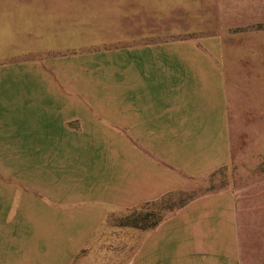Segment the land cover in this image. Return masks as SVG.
Listing matches in <instances>:
<instances>
[{"label":"rangeland","instance_id":"rangeland-1","mask_svg":"<svg viewBox=\"0 0 264 264\" xmlns=\"http://www.w3.org/2000/svg\"><path fill=\"white\" fill-rule=\"evenodd\" d=\"M44 2L43 9L42 0H0V264H60L59 255L67 264H148L144 226L216 189L236 196L239 264H264V18H246L222 36L223 77L202 73L186 88L185 108L215 130L167 132L171 160L152 157L170 165L171 186L145 199L133 194L139 132L115 120L124 109L115 98L121 83L95 58L147 45L145 59L158 62L150 91L161 108L167 94L176 105L182 84H166L161 62L199 56L160 43L196 36L116 34L86 27L101 20L92 4ZM196 134L221 154L224 163L211 172L192 161L202 155Z\"/></svg>","mask_w":264,"mask_h":264},{"label":"crops","instance_id":"crops-1","mask_svg":"<svg viewBox=\"0 0 264 264\" xmlns=\"http://www.w3.org/2000/svg\"><path fill=\"white\" fill-rule=\"evenodd\" d=\"M83 2L92 4L101 11L100 17L95 18L101 19L100 22L94 26L86 20V27L115 28L116 34L196 36L185 41L178 39L179 41L160 43L178 53L183 50L187 52L188 49L195 51L193 56H199L188 58L185 57L187 54H184L182 58L161 62L162 68H166L162 71L166 84L171 85L173 82L182 84L179 95L176 96L181 98L176 105L173 104L172 95L167 94L164 107L161 108L157 99L155 100L154 93L150 91L151 87L156 88L158 71L155 67L158 66V62L145 59L146 56L140 48L147 45L133 46L127 50L122 48L123 53L117 52L118 57L114 59L120 60L117 61V67L113 59L95 58L103 75L110 76L111 72H114L117 82L121 83L116 86L115 98L122 99L124 109L117 111L115 120L121 125H128V129L139 132L138 143L141 148L133 153V194L143 195L146 199L171 186L170 165L158 163V160L152 157L156 154L164 162L169 163L171 160L172 144L167 132L171 135V131L210 133L215 130L212 124L202 126L199 123L202 118L199 117L201 112L196 111L197 109L185 108L188 102L183 103V100L189 98V93L187 94L185 90L195 86L191 81L202 73L216 76L217 79L224 76L226 71L221 68L223 64L217 60L219 52L224 50L222 36L234 34L237 27H244L246 18L262 20L264 0H83ZM44 3L42 0L43 9ZM156 44L159 43L148 45L153 47L157 46ZM204 50L216 52L218 57L206 58ZM97 55L100 54H95ZM110 64L115 67V71L105 70ZM130 98L132 103L129 102ZM187 136L184 135L185 141ZM196 136L200 138L198 148L202 155H195L192 161L198 162L196 168L199 172H211L222 164L221 154L215 151L212 140L205 134ZM167 147H170V151H167ZM189 159L188 156L181 164L183 170H188ZM171 226L177 227L174 230L177 233L170 232ZM237 228L234 193L230 189L207 192L182 205L179 214L165 215L150 226L148 264H239ZM68 257L59 255L55 259L62 258L60 264H67L65 260Z\"/></svg>","mask_w":264,"mask_h":264},{"label":"trees","instance_id":"trees-1","mask_svg":"<svg viewBox=\"0 0 264 264\" xmlns=\"http://www.w3.org/2000/svg\"><path fill=\"white\" fill-rule=\"evenodd\" d=\"M158 220H159V218L155 219L153 222H151L150 224L145 225L144 227H150V226L156 224Z\"/></svg>","mask_w":264,"mask_h":264}]
</instances>
